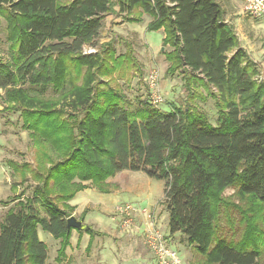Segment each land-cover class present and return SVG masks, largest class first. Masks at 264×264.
Here are the masks:
<instances>
[{
  "label": "trees",
  "instance_id": "1",
  "mask_svg": "<svg viewBox=\"0 0 264 264\" xmlns=\"http://www.w3.org/2000/svg\"><path fill=\"white\" fill-rule=\"evenodd\" d=\"M115 6L149 14L148 28L164 31L166 74H182L185 105L167 111L149 95L134 107L120 84L134 76L133 45L120 54L113 39L94 47ZM3 21L9 59L0 49V90L37 161L8 160L13 178L29 172L36 184L0 220V264H54L39 227L60 240L61 262L74 230L69 202L84 182L105 190L124 170L164 181L169 232L195 246V264H262L264 79L217 0H0ZM204 95L214 123L195 104Z\"/></svg>",
  "mask_w": 264,
  "mask_h": 264
},
{
  "label": "rangeland",
  "instance_id": "2",
  "mask_svg": "<svg viewBox=\"0 0 264 264\" xmlns=\"http://www.w3.org/2000/svg\"><path fill=\"white\" fill-rule=\"evenodd\" d=\"M140 12L129 13L115 6L108 15L110 17L105 18L103 27L94 40V47L99 48L105 42L113 39L117 53L120 54L127 51L126 43L129 42L133 45L134 56L138 62L135 69L130 68L128 72H132L134 76L127 77L126 82L121 80L120 84L135 102L134 107L137 106L140 99L149 95L152 99L146 76L153 69H158L160 73L163 101L158 104V107L168 111L173 104L185 105L187 92L182 74L178 72L175 75L166 74V69L169 66L167 54L171 47L165 44V33L162 29H149L148 25L152 17L147 13ZM137 16L141 20L129 21V18ZM261 19L264 18L261 17ZM259 21L261 20L257 19L256 22ZM90 48L88 46L87 50ZM0 49L2 56L8 60L5 21L0 26ZM204 96L205 100L198 96L195 104L214 123L216 117L214 101L212 98ZM6 107L5 91L0 90V220L10 208H16L19 202H24L26 196L31 194L32 186L36 184L29 172L26 175L12 177V169L8 165V160L27 164L29 168L35 167L37 147L33 143L29 131L23 128L20 113L8 110ZM84 183L87 184V187L82 192L79 191L81 193L76 194L72 201L83 206L85 223L92 227L95 234L91 235L89 231L74 229L75 232H72L69 247L73 244L72 250L75 255H71L68 260L63 258V263L59 262V264H118L117 255L119 256L120 252L129 249L134 251L136 245L133 243L125 246L126 241L120 240L119 228L123 229L124 227L121 224L119 226V220L113 219V216H116L119 205L123 203L138 205L140 202L143 203L138 205L140 208H147L145 212L141 211V213L148 219V226L142 230L143 233L145 232V241H140L139 249L150 259L152 258V264H158L156 254L146 243V231L152 227L165 235L169 247L177 252L184 264L197 263L200 256L196 253L195 246L188 243L186 236L182 232L174 235L169 232V213L163 201L165 187L163 180L152 178L144 171L124 170L117 176L115 174L109 177L103 183L105 190H99L91 181ZM224 194L225 196L232 195L235 203L244 204L235 196L233 189H227ZM138 214L135 216L134 224ZM128 228L124 229L127 231ZM38 233L39 238L46 243L48 248L47 263H56L60 240L42 227L38 228ZM121 238H124V233Z\"/></svg>",
  "mask_w": 264,
  "mask_h": 264
},
{
  "label": "crops",
  "instance_id": "3",
  "mask_svg": "<svg viewBox=\"0 0 264 264\" xmlns=\"http://www.w3.org/2000/svg\"><path fill=\"white\" fill-rule=\"evenodd\" d=\"M223 10H224V19L226 22L230 23L234 26V29L236 31V34L238 36L240 45L245 48L250 55V57L259 64L261 69V76L264 78V19H260L261 21L256 22L257 19H255L252 16H249V14H246L244 12V3L242 0H217ZM110 16L107 15L106 18ZM256 20V21H255ZM124 171L118 172L116 176ZM115 178V177H114ZM112 178V179H114ZM82 192V191H81ZM81 192L77 193L80 194ZM69 204L74 207L72 215L77 216L80 218V216L85 215L84 214V208L79 203H74V201H70ZM143 203H138V205H141ZM143 209H147L146 207H142ZM86 210V209H85ZM85 222V217L83 218ZM113 219H118L117 217L113 216ZM119 220V219H118ZM135 224H133L131 227H129V230H125L124 228H119V234L118 236L124 233V238L121 237L120 240L125 242V246L127 244H135L134 251L132 250H125L120 252L119 256L117 255V262L118 264H152V258L145 255L143 252L140 251L139 247L141 246L140 241H145L143 233V229H145L148 226V219L146 216H144L143 213H139ZM156 222V221H155ZM86 224V223H85ZM120 226V222L118 223ZM157 225V223H156ZM75 232V230H73ZM176 234V233H175ZM73 244L67 249L66 251V259L68 260L71 255L73 254ZM138 248V249H137ZM64 260V259H63ZM62 262V261H61ZM60 262V263H61ZM53 263V262H49ZM63 263V262H62ZM59 264V263H54Z\"/></svg>",
  "mask_w": 264,
  "mask_h": 264
},
{
  "label": "built area",
  "instance_id": "4",
  "mask_svg": "<svg viewBox=\"0 0 264 264\" xmlns=\"http://www.w3.org/2000/svg\"><path fill=\"white\" fill-rule=\"evenodd\" d=\"M244 3V12L257 17L264 18V0H242ZM93 52L94 49H89ZM262 79V76L260 77ZM146 82L151 89L152 103L158 105L163 101L160 73L158 69L151 70L146 76ZM146 210L132 203H123L117 207V217L122 227L127 228L134 224L136 214ZM151 215L149 216V218ZM146 243L154 252L158 259V264H184L177 252L169 247L165 235L158 229L152 227L146 231Z\"/></svg>",
  "mask_w": 264,
  "mask_h": 264
},
{
  "label": "water",
  "instance_id": "5",
  "mask_svg": "<svg viewBox=\"0 0 264 264\" xmlns=\"http://www.w3.org/2000/svg\"><path fill=\"white\" fill-rule=\"evenodd\" d=\"M67 227L68 229H76V230H86L88 229L89 225L85 224L83 218H78L75 215H71L67 219Z\"/></svg>",
  "mask_w": 264,
  "mask_h": 264
}]
</instances>
